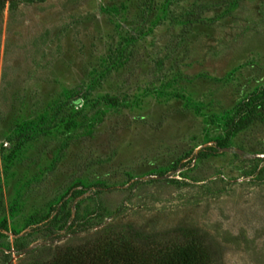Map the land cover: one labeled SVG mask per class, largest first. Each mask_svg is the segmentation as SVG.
<instances>
[{
  "label": "rangeland",
  "instance_id": "rangeland-1",
  "mask_svg": "<svg viewBox=\"0 0 264 264\" xmlns=\"http://www.w3.org/2000/svg\"><path fill=\"white\" fill-rule=\"evenodd\" d=\"M119 225L264 264V0L0 7V264Z\"/></svg>",
  "mask_w": 264,
  "mask_h": 264
},
{
  "label": "trees",
  "instance_id": "trees-1",
  "mask_svg": "<svg viewBox=\"0 0 264 264\" xmlns=\"http://www.w3.org/2000/svg\"><path fill=\"white\" fill-rule=\"evenodd\" d=\"M22 0H0L5 3ZM23 253L17 264H217V246L193 227L178 226L144 233L131 225L104 226L89 237Z\"/></svg>",
  "mask_w": 264,
  "mask_h": 264
}]
</instances>
